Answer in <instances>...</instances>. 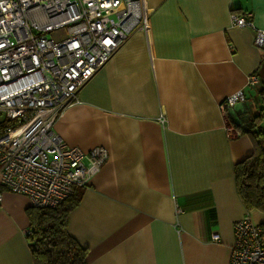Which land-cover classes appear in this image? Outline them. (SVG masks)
<instances>
[{
	"label": "crops",
	"instance_id": "0c3cea01",
	"mask_svg": "<svg viewBox=\"0 0 264 264\" xmlns=\"http://www.w3.org/2000/svg\"><path fill=\"white\" fill-rule=\"evenodd\" d=\"M144 3L146 28L126 38L53 122L67 145L107 151L67 231L87 247V264H227L234 221L248 212L264 222L234 181V164L252 151L244 131L264 87V49L230 14L250 10L264 29V0ZM252 73L259 82L247 86ZM239 88L245 100L224 115L219 102ZM29 205L3 190L0 264H33Z\"/></svg>",
	"mask_w": 264,
	"mask_h": 264
},
{
	"label": "built area",
	"instance_id": "2783aa9c",
	"mask_svg": "<svg viewBox=\"0 0 264 264\" xmlns=\"http://www.w3.org/2000/svg\"><path fill=\"white\" fill-rule=\"evenodd\" d=\"M147 15L144 0H0V116L11 121L0 131V201L8 190L32 206L54 207L75 186L86 187L106 149L67 145L53 122L126 38L146 28ZM230 22L252 28L254 44L264 49L252 11L232 12ZM58 29L63 36L49 35ZM258 82L247 76V86ZM244 100L239 88L219 108L225 115ZM233 237L227 264H264V234L248 212L234 221Z\"/></svg>",
	"mask_w": 264,
	"mask_h": 264
},
{
	"label": "trees",
	"instance_id": "16d2710c",
	"mask_svg": "<svg viewBox=\"0 0 264 264\" xmlns=\"http://www.w3.org/2000/svg\"><path fill=\"white\" fill-rule=\"evenodd\" d=\"M257 98L258 110L248 117L244 131L252 143V151L234 164V181L245 207L264 212V87L258 90ZM1 121L0 131L6 126ZM84 188L75 186L54 207L29 205L26 208L25 236L33 264H87V247L67 231L69 212L79 203ZM260 226L264 234V222Z\"/></svg>",
	"mask_w": 264,
	"mask_h": 264
},
{
	"label": "rangeland",
	"instance_id": "374dc122",
	"mask_svg": "<svg viewBox=\"0 0 264 264\" xmlns=\"http://www.w3.org/2000/svg\"><path fill=\"white\" fill-rule=\"evenodd\" d=\"M50 36L54 37V38H57L58 36H63L64 35V30L63 29H58L56 31H52L49 33ZM3 119L2 116H0V121ZM2 124H5V125H8L11 123L10 120H7V119H3L2 121Z\"/></svg>",
	"mask_w": 264,
	"mask_h": 264
},
{
	"label": "water",
	"instance_id": "95a60500",
	"mask_svg": "<svg viewBox=\"0 0 264 264\" xmlns=\"http://www.w3.org/2000/svg\"><path fill=\"white\" fill-rule=\"evenodd\" d=\"M235 119V121L237 120V118H234Z\"/></svg>",
	"mask_w": 264,
	"mask_h": 264
}]
</instances>
